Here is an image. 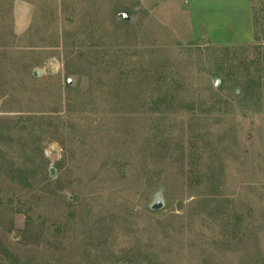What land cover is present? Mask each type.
Wrapping results in <instances>:
<instances>
[{"label": "rangeland", "instance_id": "374dc122", "mask_svg": "<svg viewBox=\"0 0 264 264\" xmlns=\"http://www.w3.org/2000/svg\"><path fill=\"white\" fill-rule=\"evenodd\" d=\"M249 1L237 39L191 0H0L6 264H264V0Z\"/></svg>", "mask_w": 264, "mask_h": 264}, {"label": "crops", "instance_id": "0c3cea01", "mask_svg": "<svg viewBox=\"0 0 264 264\" xmlns=\"http://www.w3.org/2000/svg\"><path fill=\"white\" fill-rule=\"evenodd\" d=\"M184 1V0H183ZM192 6L190 10L192 14L203 11L206 6L211 7V14L213 18L206 20L207 29L211 31H223L229 37L237 39L248 38L252 33V13L249 0H191ZM239 13L237 14L236 21L231 20L234 16L230 13L229 9ZM229 23V24H227ZM236 40V39H235Z\"/></svg>", "mask_w": 264, "mask_h": 264}, {"label": "water", "instance_id": "95a60500", "mask_svg": "<svg viewBox=\"0 0 264 264\" xmlns=\"http://www.w3.org/2000/svg\"><path fill=\"white\" fill-rule=\"evenodd\" d=\"M118 16L121 18V19H123V20H125V21H127V22H129V21H131L132 20V17L127 13V12H124V11H122V12H120L119 14H118ZM34 76H38L39 75V71L38 70H35L34 71ZM68 83L69 84H72V79H69L68 80ZM220 84V82L219 81H217V86ZM49 174H50V176H55V169H54V167H51L50 168V171H49ZM73 197L71 196V199H72ZM165 207V202H164V199H163V197H162V193H158V194H156V196H155V198H154V201H153V203L151 204V206H150V208L153 210V211H159V210H162L163 208Z\"/></svg>", "mask_w": 264, "mask_h": 264}, {"label": "trees", "instance_id": "16d2710c", "mask_svg": "<svg viewBox=\"0 0 264 264\" xmlns=\"http://www.w3.org/2000/svg\"><path fill=\"white\" fill-rule=\"evenodd\" d=\"M37 117H28L27 119L28 120H35ZM24 128H26L27 129V127L25 126ZM16 173H18V175L20 176V177H23V179L24 180H26L28 177H26L25 176V174H26V172L23 170V169H19V170H17L16 171ZM4 250H6V249H4ZM3 252H8L7 250L6 251H3ZM1 255V254H0ZM5 258L1 255L0 256V264H6L5 263Z\"/></svg>", "mask_w": 264, "mask_h": 264}]
</instances>
